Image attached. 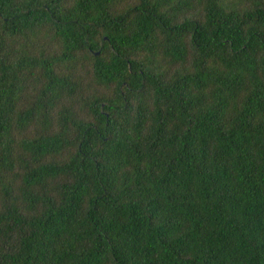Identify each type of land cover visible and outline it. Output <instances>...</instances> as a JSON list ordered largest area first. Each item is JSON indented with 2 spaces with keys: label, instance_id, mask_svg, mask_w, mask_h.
<instances>
[{
  "label": "trees",
  "instance_id": "1",
  "mask_svg": "<svg viewBox=\"0 0 264 264\" xmlns=\"http://www.w3.org/2000/svg\"><path fill=\"white\" fill-rule=\"evenodd\" d=\"M0 264H264V0H0Z\"/></svg>",
  "mask_w": 264,
  "mask_h": 264
}]
</instances>
